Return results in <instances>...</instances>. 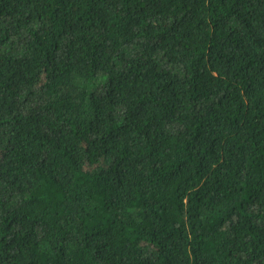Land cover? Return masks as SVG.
<instances>
[{
  "label": "trees",
  "instance_id": "16d2710c",
  "mask_svg": "<svg viewBox=\"0 0 264 264\" xmlns=\"http://www.w3.org/2000/svg\"><path fill=\"white\" fill-rule=\"evenodd\" d=\"M0 264H264V0H0Z\"/></svg>",
  "mask_w": 264,
  "mask_h": 264
}]
</instances>
